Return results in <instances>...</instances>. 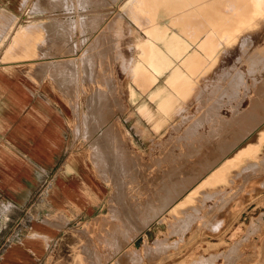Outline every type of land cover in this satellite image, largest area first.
Here are the masks:
<instances>
[{"label": "rangeland", "instance_id": "1", "mask_svg": "<svg viewBox=\"0 0 264 264\" xmlns=\"http://www.w3.org/2000/svg\"><path fill=\"white\" fill-rule=\"evenodd\" d=\"M190 1L188 0V3ZM220 1L219 8L221 10L227 13L234 11L237 14L234 15L235 17L237 16L236 20L224 21L223 23H226L228 27L222 29L218 27L211 28L213 20H210L206 14L199 11H175L201 7L185 5L183 2L176 0H35L37 9L42 8L40 5H49L50 11H53L45 14V17H51V19H46L47 22L62 21L68 26L67 30H61L64 44L57 46L58 53L60 52L59 47L67 46V54L74 53L75 49L78 48L80 52L83 50L84 53H98V56H101V58L99 57V61L101 60L99 62V88L101 93L106 95L103 96V98L105 97L104 100H106V106L104 109L102 108L103 110L101 109L99 124L95 128L99 129V141L104 146L106 145L105 134L108 129L112 128L115 134L112 142L121 146L123 150L122 152L120 149V156H118L119 158L116 159V162L122 158L119 160L120 162H114L115 165H112L111 159L106 161L105 165L100 162V178L107 184H103L105 197L98 215L79 224H70L67 228L66 237L49 252L42 264H191L193 263L192 261L199 264L200 262L198 261L200 260L201 263L202 261L204 263V259L205 262L206 260L208 261L204 264H207L214 257V262L209 264H226L228 260L227 264H230L231 261V264H264V101H262L264 100V80H262L264 79V4L261 7H256L259 8L257 10L252 5L242 14V6L237 4L236 0ZM167 2L171 3V5H166ZM37 3L40 4L37 5ZM89 15H97L98 22L94 25L88 24V28L86 24L82 28V20L80 22L79 20L83 17L89 18ZM78 22L79 25H77ZM43 26L47 30L46 23ZM57 35L59 36V32ZM174 35L178 37L176 43L179 42L177 44L182 45L183 48L185 47L180 54H178L177 50L171 51L169 48L170 38ZM206 36L211 40L206 45H203L201 42ZM245 38L250 45L246 44ZM149 46H154L164 51L172 59L169 61V65L162 68L157 74L158 79L154 84L146 81L141 75H135L137 69L154 70L152 66L148 65L146 49ZM102 54L106 55L103 56ZM251 56L255 59L251 58ZM254 60L255 62H253ZM139 61L147 64L137 67ZM188 61L193 62L192 66H190L191 69L187 66L189 64L187 63ZM68 63L72 64L71 61H67ZM248 65L251 68H248ZM177 69L189 75L184 91L179 90L178 92L177 87L175 88V86L168 83L169 76L176 72ZM239 72L242 73L243 76L241 75L240 77L242 78L240 79L241 81L244 80V82H239L238 86H234L233 82L237 80L236 77L240 75ZM237 73L238 75L236 76ZM255 81L261 83L258 84ZM220 84L223 88H221ZM225 85L229 87L226 88ZM232 85L235 88H239V90L235 97L229 98L230 96L226 94H229L233 87ZM158 89L161 92L154 97L153 93ZM261 89L263 92H261ZM216 90L217 92H215ZM256 92L258 93L256 94ZM169 95L172 96V106L168 113L165 108L161 107L160 100ZM251 96L254 97L253 100H251ZM253 102H258L257 111H259V114L261 113L257 122L259 124H256L254 131L237 144H243L247 139L254 136H259V142L249 148L243 155L234 157L233 154L237 146L233 147L230 144L236 141L235 139L238 136L242 135L240 121L242 122L244 112L251 106V103L253 105ZM108 105L110 107H107ZM214 106H218V111ZM87 112L85 110V117H88L90 113ZM211 113H214V115ZM190 114H193V116ZM207 115L210 116L208 117ZM240 117L241 119H239ZM219 120L221 121L219 122ZM260 120L263 121L261 122ZM225 121L228 122L226 123ZM229 123L231 124L229 125ZM113 127L118 130H114ZM187 131L189 132L187 133ZM190 140L192 142H189ZM218 140L219 142H217ZM182 141L189 143L184 144ZM212 141L216 142V146ZM207 144H209V147H207ZM123 147L126 148L123 149ZM95 148L99 150L98 146ZM220 153L224 154L221 155ZM169 155L170 157H168ZM172 155L174 156L171 157ZM180 155L183 159L180 158ZM213 157H216L218 161L216 159L213 160ZM173 159L174 162L172 161ZM204 159L205 161H203ZM177 161H181V163ZM205 164V168L208 166L207 168L209 169L206 170L203 167ZM176 165L177 167H175ZM196 165H200L202 169ZM190 166L193 169L189 168ZM260 166L262 169H260ZM198 170L202 171V175ZM166 171L168 173H165ZM177 173L179 175H176ZM212 175V182L206 181L204 184H200L201 180L212 178ZM237 175L239 176L237 177ZM254 175L255 177L258 176V181L253 177ZM109 176L111 177L109 178ZM243 176L245 177L243 178ZM123 177L125 180H123ZM184 178L186 180H182ZM189 179L192 180L190 181ZM242 180L243 182H240ZM180 181L191 182V185L184 184L186 186L184 188L183 183ZM255 181L256 183H254ZM171 182L175 183L172 184ZM250 184H253V186H250ZM161 189L162 192L160 194L158 191H161ZM202 189L204 192H201ZM170 191H176L175 195L177 194V196L168 206H164ZM206 192H210L209 195ZM212 194L216 195L217 198ZM207 195L208 197H205ZM220 195L221 198L222 195L225 196L223 198L224 202ZM127 197L128 199H126ZM136 199H139V201ZM219 199L222 200H220L221 203ZM131 200L136 203L139 202V204L143 203V205L145 203L146 207ZM155 201L160 205H157ZM161 203H163L164 207ZM128 204L130 205L128 206ZM152 206L156 209L152 208ZM161 206L163 208L160 209ZM208 207L209 211L207 210ZM141 209L142 211H140ZM136 213L138 214L136 215ZM202 214L203 216H200ZM181 217L184 224L181 222ZM145 218H152L153 220H150L145 226L143 224L146 220ZM183 218L186 219L185 222ZM257 218L262 219V221ZM126 219H131L133 222L132 225L130 220V228H127L125 224ZM191 220L194 221L191 222ZM174 222L184 226H178L180 229H177V225H173ZM190 222L191 224H189ZM168 224L170 225L169 227ZM137 229H141V231L134 236L133 232ZM168 233H171V235ZM175 239L178 241L177 245ZM239 241H241L242 245ZM158 242H164L163 244L172 246L169 247L167 245V247L162 245V243L158 244ZM116 243L121 244L119 245L121 249L117 247ZM158 245L163 246L164 249ZM121 246L124 247L122 248ZM230 246L233 247L231 248ZM228 250L229 252H226ZM232 250L235 251L236 254L233 252L235 256ZM225 253H228V255ZM212 255L213 257H210ZM230 255L233 257L231 256L230 258ZM204 256L208 257L204 258ZM132 258L135 259L133 260Z\"/></svg>", "mask_w": 264, "mask_h": 264}, {"label": "crops", "instance_id": "2", "mask_svg": "<svg viewBox=\"0 0 264 264\" xmlns=\"http://www.w3.org/2000/svg\"><path fill=\"white\" fill-rule=\"evenodd\" d=\"M41 7L0 0V264H42L70 224L98 215L105 197L92 111L99 106L98 57L90 65L78 48L58 53L68 26L47 22L53 11Z\"/></svg>", "mask_w": 264, "mask_h": 264}, {"label": "bare ground", "instance_id": "3", "mask_svg": "<svg viewBox=\"0 0 264 264\" xmlns=\"http://www.w3.org/2000/svg\"><path fill=\"white\" fill-rule=\"evenodd\" d=\"M183 1H185V0H183ZM188 1V0H187ZM236 2H237V4H239V5H241L242 6V8H241V10H242V14H244V12L247 10V8L248 7H251L252 5H254L255 6V10H257V9H259V8H256V7H261V5L262 4H264V0H236ZM184 3V2H183ZM190 3H193V4H198V6H201L200 8H198L197 10H195V11H199V12H201V13H204V14H206L207 16H208V18L210 19V20H213V22H212V26H211V28H226V27H228V25L226 24V23H223L224 21H228V20H232V21H234V20H236L237 19V16L235 17L234 15H237L234 11H231V12H224L223 10H221L220 8H219V5L221 4V1L220 0H191L190 1ZM38 4H40V3H37V5ZM185 4V3H184ZM41 6V5H40ZM196 9V8H195ZM231 13V14H230ZM90 17L89 18H81L80 20H79V22L81 21V24H82V28H83V26H85L86 24H87V28H88V24H91V25H94L96 22H98V18H97V15L96 16H91V15H89ZM26 18V17H25ZM102 18V17H101ZM103 19V18H102ZM224 19V20H223ZM242 19V18H241ZM101 21V20H100ZM29 22V21H28ZM79 22H78V24L77 25H79ZM24 23H26V22H24ZM80 24V25H81ZM176 24H178L177 22H176ZM41 25V24H40ZM61 26V25H60ZM111 26V25H110ZM81 27V26H80ZM94 27V26H93ZM112 27H114L113 25H112ZM111 27V28H112ZM85 28V27H84ZM95 28H96V26H95ZM94 29V28H93ZM108 29V28H107ZM109 29H110V27H109ZM92 30V29H91ZM95 30V29H94ZM237 30V29H236ZM210 33V32H209ZM236 35V34H235ZM175 36V37H174ZM172 38H170V41H169V48H170V50L171 51H174V50H177V52H178V54H180L184 49H185V47L183 48V46L182 45H179V44H177V43H179V42H177L176 43V41H178L177 40V38L178 37H176V35H174ZM209 36V35H208ZM208 36H206V37H204L203 38V40H202V42H201V44H203V45H206L207 43H209L210 42V36L208 37ZM245 40V42H246V38L244 39ZM243 40V41H244ZM53 42H54V40H53ZM252 42V41H251ZM248 43V40H247V42H246V44ZM249 44V43H248ZM243 45V44H242ZM250 45V44H249ZM249 45H248V47H249ZM256 48V47H255ZM246 50H247V48H245ZM261 49V48H260ZM202 51V50H201ZM255 51V50H254ZM253 51V52H254ZM260 51V50H259ZM264 51V50H263ZM199 52V51H198ZM206 52V51H205ZM256 53V52H255ZM8 55H10V54H8ZM93 55H96L97 57H98V63L101 61H99V59L101 58V56H98L99 54L98 53H89V57H87V58H89L90 59V61L92 60V57H93ZM103 55V54H102ZM106 55V54H105ZM105 55H103V56H105ZM146 55H147V60H148V62H149V64L148 65H150V66H152V68L154 69V70H148V69H146V70H141V69H137L136 70V73H135V75L136 76H143L144 78H145V80L146 81H148V82H150L151 84H154L156 81H157V74L161 71V69L162 68H165V67H167L168 65H169V61H171L172 59L166 54V53H164V51H162V50H160V49H158V48H155L154 46H149V47H147V49H146ZM196 55V54H195ZM198 55V54H197ZM251 55V54H250ZM249 55V56H250ZM259 55V54H258ZM264 55V54H263ZM88 56V55H87ZM108 56V55H107ZM257 56V55H256ZM260 56V55H259ZM95 57V56H94ZM93 57V58H94ZM100 57V58H99ZM260 57H262V56H260ZM259 57V58H260ZM196 58V57H195ZM198 58V57H197ZM249 58V57H248ZM247 58V59H248ZM251 58H253L252 56H251ZM258 58V57H257ZM264 58V57H263ZM88 59V60H89ZM108 59V58H107ZM240 59V58H239ZM253 59H255V58H253ZM253 59H250V60H253ZM102 60H104V59H102ZM109 60V59H108ZM261 60V59H260ZM110 61V60H109ZM193 61V60H192ZM197 61H198V59H197ZM197 61H196V63H197ZM200 61V60H199ZM259 61V60H258ZM203 62V61H202ZM246 62V61H245ZM253 62H255V60L253 61ZM89 63V62H88ZM96 63V62H95ZM101 63H103V62H101ZM108 63V62H107ZM187 63H189L187 66H192V64H193V62H191V61H188ZM186 63V64H187ZM195 63V62H194ZM195 63V64H196ZM69 64V63H68ZM90 65H92V63H89ZM94 64V63H93ZM103 64H105V63H103ZM103 64H101V65H103ZM109 64V63H108ZM143 64H147L146 62L145 63H141L140 61H139V63H137V67L139 66V65H143ZM203 64V63H202ZM249 64V63H248ZM253 64V63H252ZM251 64V65H252ZM255 64V63H254ZM86 65H88V64H86ZM199 65H200V63H199ZM84 66V65H83ZM105 66V65H104ZM107 66V65H106ZM110 66V65H109ZM250 65H248V68H251V66L249 67ZM188 67V68H189ZM198 67V66H197ZM200 67V66H199ZM253 67V66H252ZM106 68V67H105ZM70 69V68H69ZM82 69V67L80 68V70ZM90 69V68H89ZM190 69H191V67H190ZM95 70V69H94ZM239 70V69H238ZM251 70V69H250ZM256 70H257V68H256ZM255 70V71H256ZM83 71H85V70H83ZM229 72V71H228ZM253 72V71H252ZM90 73V72H89ZM94 73V72H93ZM102 73V72H101ZM240 73V72H239ZM82 74H83V72H82ZM91 74V73H90ZM89 74V75H90ZM99 74V73H98ZM97 74V75H98ZM225 74V73H224ZM100 75H102V74H100ZM228 75V74H227ZM238 75V73L236 74V76ZM242 75V73H240V75H238L237 77L235 76V75H233V76H235L236 78H237V80L236 81H234L233 82V84H234V86H238V84H239V82L241 83V82H244V80L243 81H241V79L240 78H242V77H240ZM83 76V78H84V81H85V77H84V75H82ZM91 76V75H90ZM195 76V75H194ZM224 76V75H223ZM243 76V75H242ZM79 78V77H78ZM77 78V79H78ZM81 78V77H80ZM98 78H100V77H97V79ZM102 78V77H101ZM140 78V77H139ZM76 79V80H77ZM92 79V78H91ZM112 79H114V78H112ZM244 79V78H243ZM102 80V79H101ZM188 80H189V75L187 74V73H184V72H182V70H180V69H177V71L176 72H174L173 74H171L170 76H169V78H168V83L169 84H171V85H173V86H175V88L177 87L178 88V92H179V90H181V91H184L185 90V87H186V84L188 83ZM224 80H225V78H224ZM262 80H264V79H262ZM74 81H75V79H74ZM83 81V82H84ZM87 81V80H86ZM85 81V82H86ZM88 81L90 82V80L88 79ZM139 81V80H138ZM143 81V80H142ZM71 82H73L72 80H71ZM75 82H78V80L77 81H75ZM74 82V83H75ZM80 82H82V80L80 81ZM84 82V83H85ZM256 82V81H255ZM95 83V82H94ZM113 83V82H112ZM111 83V84H112ZM256 83H258V82H256ZM261 83V82H260ZM260 83H258V84H260ZM76 84V83H75ZM82 84V83H81ZM142 84V83H141ZM221 84H223V83H221ZM220 84V86H222ZM225 84V83H224ZM246 84V83H245ZM264 84V83H263ZM77 85V84H76ZM262 85V84H261ZM82 85H80V87H81ZM113 86V85H112ZM219 86V85H218ZM230 86H231V84H230ZM233 86V85H232ZM232 87L231 88V90H230V92H229V94H226V95H229L230 97L229 98H232V97H235L236 96V94H237V91L239 90V88H235V87ZM245 86H247V85H245ZM245 86H243L244 88H245ZM254 86V85H253ZM260 86V85H259ZM77 87H79V85H77ZM225 87H226V85H225ZM227 87H229L228 85H227ZM226 87V88H227ZM257 87V86H256ZM263 87V86H262ZM261 87V88H262ZM76 88V87H75ZM74 88V90H76ZM221 88H223V86L221 87ZM70 89V88H69ZM83 89V88H82ZM220 89V88H219ZM225 89V88H224ZM259 89V88H258ZM257 89V90H258ZM77 90H79V89H77ZM77 90H76V92H77ZM177 90V89H176ZM202 90V89H201ZM205 90V89H204ZM218 90V89H217ZM217 90L215 91V92H217ZM226 90V89H225ZM228 90V89H227ZM256 90V91H257ZM72 91V90H71ZM264 91V90H263ZM262 91V89H261V92H263ZM70 92V91H69ZM73 92V91H72ZM75 92V91H74ZM73 93V94H78V93ZM87 92V91H86ZM161 92V90L160 89H158L157 91H155L154 93H153V96L155 97V96H157V94L158 93H160ZM214 92V93H215ZM228 92V91H227ZM243 92H244V90H243ZM255 92V91H254ZM181 93V92H180ZM221 93V92H220ZM258 92H256V94H257ZM68 94H71V93H68ZM204 94H205V91H204ZM212 94V93H211ZM216 94V93H215ZM222 94V93H221ZM245 94H246V92H245ZM255 93H254V95H256ZM259 94H260V92H259ZM261 94H263V93H261ZM110 95V94H109ZM253 95V94H252ZM70 96V95H69ZM77 96V95H76ZM88 96V95H87ZM98 101H99V106H98V109H94V110H92V111H94L93 113H95V114H97V116H98V118H99V120H100V117H101V109L103 108H105V106H106V104H105V102H106V100H104L105 99V97L103 98V96H106V95H104V93H101V91L99 90V93H98ZM219 96V95H218ZM223 96V95H222ZM240 96V95H239ZM260 96H262V95H260ZM74 97V96H73ZM112 97V96H111ZM210 97V96H209ZM214 97H215V95H214ZM221 97V96H220ZM219 97V98H220ZM258 97V96H257ZM71 98H72V96H71ZM75 98V97H74ZM73 98V99H74ZM92 98V97H91ZM237 98V97H236ZM243 98V97H242ZM242 98H240V100H242ZM251 100H253V96H251ZM260 98V97H259ZM262 98V97H261ZM72 99V100H73ZM108 99V98H107ZM264 99V98H263ZM197 100V99H196ZM207 100V99H206ZM215 100V99H214ZM226 101H227V99H225ZM230 100V99H229ZM228 100V101H229ZM233 100V99H232ZM231 100V101H232ZM262 100V99H261ZM93 101H94V99H93ZM96 101V100H95ZM108 101H109V99H108ZM222 101V100H221ZM256 101V100H255ZM260 101V100H259ZM262 101H264V100H262ZM262 101H261V103H262ZM217 102V101H216ZM252 102V101H251ZM92 103V102H91ZM95 103H97V101L95 102ZM202 103V102H201ZM227 103H229V102H227ZM258 103V102H257ZM257 103H255V102H253V105H252V103H251V106L244 112V117H243V120H242V122L240 121V130L242 131V135H240V136H238L237 134H235V135H237L238 137H237V139H235L236 141H234L232 144H230V145H232L233 147L234 146H237L236 147V151L234 152V154H233V156L234 157H239V156H241V155H243L249 148H251L252 146H254L255 144H257L258 142H259V136H254V137H251V138H249V139H247V141L245 142V143H243V144H240V145H238L237 143L238 142H240V140L241 139H243V138H245L246 136H248L252 131H254V129H255V127L259 124H257V122H258V120H259V118H260V114H259V111H257ZM87 104V103H86ZM214 104V103H213ZM264 104V103H263ZM160 105H161V107L162 108H165V110L169 113L170 112V109H171V106H172V96L171 95H169V96H167V97H165V98H163L162 100H160ZM203 105V104H202ZM212 105V104H211ZM219 105V104H218ZM232 105V104H231ZM234 105V104H233ZM260 105V104H259ZM109 106V105H108ZM75 107V106H74ZM116 107V106H115ZM207 107V106H206ZM215 107V106H214ZM220 107V106H219ZM259 107V106H258ZM86 108H87V105H86ZM184 108V107H183ZM204 108V107H203ZM216 108V110L218 109V106L217 107H215ZM92 109V108H91ZM91 109H90V111H91ZM102 109V110H103ZM142 109H143V107H142ZM211 109H212V107H211ZM220 109V108H219ZM116 110V109H115ZM202 110V109H201ZM205 110V109H204ZM260 110V109H259ZM86 111H88V110H86ZM218 111V110H217ZM239 111V110H238ZM204 112V111H203ZM208 112V111H207ZM211 112V111H210ZM212 112H214V111H212ZM264 113V112H263ZM193 114H195V113H193ZM193 114H190V115H192L193 116ZM211 114H213L214 115V113H211ZM241 114H242V112H241ZM82 115V114H81ZM80 115V116H81ZM89 115H91V114H89ZM88 115V116H89ZM93 115V114H92ZM94 116V115H93ZM92 116V117H93ZM201 116H203L202 114H201ZM206 116V115H205ZM208 116V115H207ZM210 116V115H209ZM208 116V117H209ZM219 116V115H218ZM243 116V115H242ZM241 116V117H242ZM84 117V116H83ZM90 117V116H89ZM204 117V116H203ZM203 117H202V119H203ZM213 117V116H212ZM220 117V116H219ZM239 117V116H238ZM241 117L239 118V119H241ZM104 118V117H103ZM102 118V119H103ZM182 118V117H181ZM211 118V117H210ZM210 118H208L209 120H210ZM186 119V118H185ZM214 119H217V118H214ZM213 119V120H214ZM222 119H224V117H222ZM262 119H263V116H262ZM86 120V119H85ZM85 120H84V122H85ZM205 120V119H204ZM207 120V119H206ZM226 120H227V118H226ZM229 120V119H228ZM203 121V120H202ZM212 121V120H211ZM221 120H219V122H220ZM261 121V120H260ZM263 121V120H262ZM261 121V122H262ZM87 122V121H86ZM106 122V121H105ZM194 122V121H193ZM192 122V123H193ZM212 122H215V121H212ZM223 122H224V120H223ZM226 122V121H225ZM228 122V121H227ZM226 122V123H227ZM231 122H232V120H231ZM237 122H238V120H237ZM196 123V122H195ZM195 123L193 124L194 125V127H195ZM200 123V122H199ZM198 123V124H199ZM254 123V124H253ZM113 124V123H112ZM177 124H178V122H177ZM231 123H229V125H230ZM232 124H234V123H232ZM251 124H253V125H251ZM257 124V125H256ZM111 125V124H110ZM197 125V124H196ZM101 126V125H100ZM199 126V125H198ZM241 126H242V129H241ZM116 127V126H115ZM115 127H113L114 128V130L115 129H117V128H115ZM229 127V126H228ZM188 129V128H187ZM197 129V128H196ZM195 129V130H196ZM237 129H239V128H237ZM118 130V129H117ZM195 130H193V131H195ZM239 130V131H240ZM228 131V130H227ZM235 131V130H234ZM120 132V131H119ZM189 131H187V133H188ZM232 132V131H231ZM230 132V133H231ZM238 132V131H237ZM105 133V132H104ZM186 133V134H187ZM204 134V133H203ZM255 134V133H254ZM105 135H106V137H105ZM104 135V137L106 138L105 139V146H104V144H102L100 141H99V145H98V147H99V151H98V153H99V156H96V158H99V160H98V162H102L103 163V165H105L104 163L106 162V161H109L110 159L112 160V162H113V164L112 165H115L114 164V162L115 163H118V162H120L119 160L122 158H120L119 160H118V162H116V159L117 158H119L118 156H120V149H121V146H119L118 144V146L114 143L113 144V142H112V140L114 139L113 137H114V131H113V129L111 128V129H108L107 130V132H106V134ZM120 135H122V134H120ZM188 135V134H187ZM119 136V135H118ZM123 136V135H122ZM172 136V135H171ZM179 136V135H178ZM103 137V138H104ZM180 137H183V136H180ZM205 137V136H204ZM212 137V136H211ZM124 138V137H123ZM177 138V137H176ZM188 138V137H187ZM200 138H202V137H200ZM199 138V139H200ZM116 139V138H115ZM179 139H181V138H179ZM185 139H186V137H185ZM190 139H191V137H190ZM194 139H196V138H194ZM194 139H192V140H194ZM206 139H207V137H206ZM178 140V139H177ZM202 140V139H201ZM208 140H209V138H208ZM239 140V141H238ZM198 141V140H197ZM204 141V140H203ZM216 141V140H215ZM119 142H121V141H119ZM123 142V141H122ZM121 142V143H122ZM167 142V141H166ZM183 142V141H182ZM189 142H192L191 140L189 141ZM189 142H185V143H189ZM199 142V141H198ZM213 142V141H212ZM217 142H219V140L217 141ZM123 143H125V142H123ZM184 143V142H183ZM184 143V144H185ZM206 143V142H205ZM214 143V142H213ZM212 143V144H213ZM216 143V142H215ZM214 143V144H215ZM160 144V143H159ZM183 144V145H184ZM193 144H194V142H193ZM218 144V143H217ZM122 145V144H121ZM187 145V144H186ZM209 144H207V147H209L208 146ZM223 145V144H222ZM178 146V145H177ZM188 146H189V144H188ZM210 146H211V144H210ZM215 146H216V144H215ZM185 147V146H184ZM190 147H191V145H190ZM221 147V146H220ZM219 147V148H220ZM230 147V146H229ZM124 148H126V147H123V149ZM199 148V147H198ZM206 147H204V149H205ZM226 148H227V146H226ZM173 149V148H172ZM231 149V148H230ZM122 150V149H121ZM206 150H207V148H206ZM218 150V149H217ZM264 150V149H263ZM128 151V150H127ZM172 151V150H171ZM185 151V150H184ZM122 152H123V150H122ZM190 152H192V151H190ZM189 152V153H190ZM194 152V151H193ZM198 152V151H197ZM225 152V151H224ZM122 154V153H121ZM174 154V153H173ZM181 154V153H180ZM187 154V153H186ZM191 154V153H190ZM194 154V153H193ZM221 154V153H220ZM224 154V153H223ZM223 154H221V155H223ZM170 155H171V152H170ZM170 155L168 156V157H170ZM196 155V154H195ZM174 155H172L171 157H173ZM192 156V155H191ZM200 156V155H199ZM210 156V155H209ZM256 156V155H255ZM258 157H259V155H257ZM195 157V156H194ZM135 158V157H134ZM179 158V157H178ZM180 158H181V155H180ZM187 158V157H186ZM185 158V159H186ZM196 158H197V156H196ZM195 158V159H196ZM231 158V157H230ZM264 158V157H263ZM161 159V158H160ZM181 159H183V158H181ZM214 159H216V157L214 158L213 157V160ZM251 159V158H250ZM124 160V159H123ZM175 160H176V158H175ZM193 160V159H192ZM197 160V159H196ZM212 160V161H213ZM217 160V159H216ZM262 160V159H261ZM126 161V160H125ZM160 161V160H159ZM173 162H174V159L172 160ZM185 161V160H184ZM203 161H205V159L203 160ZM208 161V160H207ZM218 161V160H217ZM250 161V160H249ZM252 161V160H251ZM256 161V160H255ZM263 161V160H262ZM97 162V161H96ZM145 162V161H144ZM161 162V161H160ZM177 162H180L181 163V161H177ZM195 162V161H194ZM208 162H211V161H208ZM125 163V162H124ZM183 163V162H182ZM212 163V162H211ZM214 163H215V161H214ZM255 165H256V163L255 162H253ZM121 164H122V161H121ZM204 164V163H203ZM206 164H207V162H206ZM206 164L203 166L204 168H205V166H206ZM213 164V163H212ZM252 164V163H251ZM159 165V164H158ZM157 165V166H158ZM190 165V164H189ZM200 165H202V164H200ZM200 165H196L197 167L198 166H200ZM208 165V164H207ZM242 165V164H241ZM248 165V164H247ZM257 165H259V164H257ZM124 166V165H123ZM171 166V165H170ZM181 166V165H180ZM187 166V165H186ZM195 166V167H196ZM218 166V165H217ZM243 166V165H242ZM253 166V165H252ZM251 166V167H252ZM262 166V165H261ZM260 166V167H261ZM103 167V166H102ZM121 167H122V165H121ZM175 167H177V165L175 166ZM208 167V166H207ZM205 168L206 170L207 169H209V168ZM210 167V166H209ZM245 167V166H244ZM259 167V166H258ZM99 168V167H98ZM111 168V167H110ZM116 168V167H115ZM186 168V167H185ZM189 168H191V169H193L191 166L189 167ZM199 168V167H198ZM200 168H201V166H200ZM255 168H256V166H255ZM264 168V167H263ZM102 169H104V168H102ZM107 169V168H106ZM112 169V168H111ZM177 169V168H176ZM181 169V168H180ZM202 169V168H201ZM204 169V170H205ZM236 169V168H235ZM241 169V168H240ZM260 169H262V167L260 168ZM113 170V169H112ZM126 170H127V167H126ZM173 170V169H172ZM177 170H179V169H177ZM182 170H183V168H182ZM181 170V171H182ZM205 170V171H206ZM222 170V169H221ZM243 170V169H242ZM242 170H241V172H242ZM199 171V170H198ZM244 171V170H243ZM254 171H256V170H254ZM126 172V171H125ZM128 172V171H127ZM195 172H197V171H195ZM200 172V171H199ZM202 172V171H201ZM200 172V173H201ZM229 172V171H228ZM235 172V171H234ZM248 172V171H247ZM263 172H264V170H263ZM262 172V173H263ZM110 173V172H109ZM124 173V172H123ZM165 173H168L167 171L165 172ZM181 173V172H180ZM203 173H205V172H203ZM252 173H253V171H252ZM261 173V172H260ZM185 174V173H184ZM187 175H188V173H186ZM199 174V173H198ZM227 174H229V173H227ZM238 174V173H237ZM246 174V173H245ZM249 174V173H248ZM106 175H109V174H106ZM168 175V174H167ZM170 175V174H169ZM174 175H175V173H174ZM174 175H173V177H174ZM176 175H179L178 173L176 174ZM181 175V174H180ZM196 175V174H195ZM201 175H202V173H201ZM230 175H231V173H230ZM253 175V174H252ZM251 175V176H252ZM258 175V174H257ZM261 175H263V174H261ZM260 175V176H261ZM124 176H125V174H124ZM159 176V175H158ZM165 176V175H164ZM197 176V175H196ZM229 176V175H228ZM239 175H237V177H238ZM251 176H249V177H251ZM105 177H107V176H105ZM111 176H109V178H110ZM171 177V176H170ZM188 177V176H187ZM198 177H199V175H198ZM236 177V178H237ZM245 176H243V178H244ZM253 177H255V175L253 176ZM253 177H251V178H253ZM257 177L258 176H256L255 178H256V180H257ZM264 177V176H263ZM108 178V179H109ZM121 178H122V176H121ZM166 178V177H165ZM182 178V177H181ZM186 178V177H185ZM182 179V180H186V179ZM200 178V177H199ZM242 178V179H243ZM248 178V177H247ZM246 178V179H247ZM254 178V179H255ZM151 179V178H150ZM192 179H193V176H192ZM192 179H189L190 181L192 180ZM197 179V178H196ZM228 179V178H227ZM250 179V178H249ZM248 179V180H249ZM259 179V178H258ZM260 179H261V177H260ZM259 179V180H260ZM123 180H125L124 179V177H123ZM161 180V179H160ZM166 180V179H165ZM172 180V179H171ZM178 180V179H177ZM212 180H213V175H212V178H204L203 180H201V182H200V184H204L206 181H211L212 182ZM243 180H245V179H243ZM243 180L242 181H240V182H243ZM189 181V182H190ZM195 181V180H194ZM194 181H192L193 183H194ZM230 181V180H229ZM251 181V183H252V179L250 180ZM258 181V180H257ZM263 181V180H262ZM151 182V181H150ZM159 182V181H158ZM181 182V181H180ZM186 182H188V181H186ZM186 182H181V183H183V187L184 188H186V186L184 185V184H187V185H189L190 183H186ZM230 182H233L232 180L230 181ZM240 182H239V185H240ZM247 182V181H246ZM129 183H130V181H129ZM133 183V182H132ZM172 183V182H171ZM173 183H175V182H173ZM172 183V184H173ZM254 183H256V181L254 182ZM260 183V182H259ZM180 184V183H179ZM258 184V183H257ZM113 185V184H112ZM166 185V184H165ZM191 185V184H190ZM189 185V186H190ZM167 186H169V185H167ZM174 186H177V185H174ZM180 186H182V185H180ZM188 186V187H189ZM218 186V185H217ZM242 186H243V184H242ZM250 186H253V184L251 185L250 184ZM249 186V187H250ZM122 187V186H121ZM164 187H166V186H164ZM182 187V188H183ZM212 187V186H211ZM221 187V186H220ZM223 187H224V184H223ZM161 188H162V186H161ZM173 188V187H172ZM179 188V187H178ZM183 188V189H184ZM207 188H209L208 186H207ZM206 188V189H207ZM173 189H176V188H173ZM172 189V190H173ZM204 189V188H203ZM203 189H202V191L201 192H204L203 191ZM210 189V188H209ZM213 189V188H212ZM215 189V188H214ZM225 189H226V187H225ZM165 190V189H164ZM169 190H170V188H169ZM231 190V189H230ZM181 191H182V189H181ZM185 191V190H184ZM221 191V190H220ZM129 192V191H128ZM159 193L160 192H162V189H161V191H158ZM165 192V191H164ZM171 192V191H170ZM168 192L169 194L167 195L168 197V199L166 200V202H165V204H164V206L166 205V206H168L173 200H175L174 198H175V196H177V194L175 195V193H176V191L175 192ZM214 192H216V191H214ZM222 192V191H221ZM233 192H235V191H233ZM182 193V192H181ZM207 193V192H206ZM210 193V192H209ZM209 193H207L208 195H209ZM219 193V192H218ZM225 193H227V191H225ZM231 193V192H230ZM230 193H228V194H230ZM130 194H131V192H130ZM161 194V193H160ZM167 194V193H166ZM203 194V193H202ZM217 194V193H216ZM222 194V193H221ZM224 194V193H223ZM129 195V194H128ZM162 195H165V194H162ZM204 195H206L205 193H204ZM208 195L207 196H205V197H208ZM212 195H214V194H212ZM211 195V196H212ZM226 195V194H225ZM133 196V195H132ZM154 196V195H153ZM158 196V195H157ZM211 196H209V197H211ZM215 197H216V195H214ZM213 196V197H214ZM230 196H231V194H230ZM235 196V195H234ZM130 197H131V195H130ZM160 197V196H159ZM165 197V196H164ZM193 197V196H192ZM192 197H191V199H192ZM196 197V196H195ZM195 197H194V199H195ZM225 196H223L222 195V198H221V195H220V198L221 199H223ZM232 197H233V195H232ZM139 198V197H138ZM154 198V197H153ZM202 198H204V197H202ZM201 198V199H202ZM217 198V197H216ZM126 199H128V197L126 198ZM161 199V198H160ZM197 199H198V197H197ZM221 199H219V201L221 200ZM134 200V199H133ZM133 200H131V201H133ZM136 200H138L139 201V199H136ZM153 200V199H152ZM126 201V200H125ZM135 201V200H134ZM133 201V202H134ZM149 201V200H148ZM151 201V200H150ZM222 201V200H221ZM221 201H220V203H221ZM154 202V201H153ZM201 202V201H200ZM199 202V203H200ZM204 202V201H203ZM223 202H224V199H223ZM227 202H228V200H227ZM126 203H127V201H126ZM134 203H136V202H134ZM138 204H139V202H137ZM136 203V204H137ZM152 203V202H151ZM150 203V204H151ZM155 203L157 204V205H160V204H158V202H156L155 201ZM198 203V204H199ZM215 203V202H214ZM216 203H217V200H216ZM133 204V203H132ZM140 204H142L143 205V203H140ZM139 204V205H140ZM155 204V205H156ZM162 204V206H163V203H161ZM196 204V203H195ZM202 204V203H201ZM130 204H128V206H129ZM139 205H137V206H139ZM141 205V206H142ZM146 204L144 203V205L143 206H145ZM132 206V205H131ZM134 206H135V204H134ZM140 206V207H141ZM154 206V205H153ZM152 206V208H154V209H156L155 207H153ZM160 207V209L161 208H163V207ZM186 206V205H185ZM192 206V205H191ZM191 206H189L190 208H191ZM193 206H194V204H193ZM207 206V205H206ZM140 207H138V208H140ZM146 207V206H145ZM144 207V208H145ZM149 207V206H148ZM159 207V206H158ZM188 207V206H187ZM200 207H201V205H200ZM204 207H205V204H204ZM131 208V207H130ZM141 208H143V207H141ZM143 208V209H144ZM179 208V207H178ZM178 208H176V209H178ZM194 208V207H193ZM119 209V208H118ZM132 209V208H131ZM146 209V208H145ZM158 209V208H157ZM195 209H197V208H195ZM198 209H200V208H198ZM204 209V208H203ZM216 209H218V208H216ZM215 209V210H216ZM220 209V208H219ZM218 209V210H219ZM134 210V209H133ZM184 210H186V209H184ZM183 210V211H184ZM194 210V209H193ZM207 210L209 211V207L207 208ZM214 210V212H216ZM140 211H142V209L140 210ZM152 211H153V209H152ZM151 211V212H152ZM162 211V210H161ZM197 211V210H196ZM196 211H194V212H196ZM200 211V210H199ZM211 211H212V209H211ZM136 212H138V211H136ZM148 212V211H147ZM150 212V213H151ZM154 212V211H153ZM159 213H160V211H158ZM217 212H219V211H217ZM144 213H145V211H144ZM198 213V212H197ZM196 213V214H197ZM204 213V212H203ZM208 213V212H207ZM138 213H136V215H137ZM140 214H141V212H140ZM158 214V213H157ZM156 214V215H157ZM185 214V213H184ZM187 214V213H186ZM206 214V213H205ZM178 215V214H177ZM147 216V215H146ZM155 216V215H154ZM158 216V215H157ZM179 216V215H178ZM188 216V215H187ZM200 216H203V214L202 215H200ZM205 216V215H204ZM207 216V215H206ZM134 217V216H133ZM151 217V216H150ZM162 217V216H161ZM183 217V216H182ZM182 217H181V222L183 223V221H182ZM121 218V217H120ZM153 218V217H152ZM152 218H145L144 220V222H143V224L145 225V226H147V224L150 222V220H153ZM155 218V217H154ZM102 219V218H101ZM162 219V218H161ZM164 219H166V218H164ZM177 219V218H176ZM180 219V218H179ZM178 219V220H179ZM184 219V218H183ZM193 219H195V218H193ZM257 219H259V218H257ZM121 220H122V218H121ZM124 220V219H123ZM130 220L131 219H126V226H127V228H130ZM188 220V219H187ZM196 220V219H195ZM259 220H261L262 221V219H259ZM160 221V220H159ZM186 221V219H184V222ZM190 221V220H189ZM192 221H194V220H191V222ZM131 222H132V220H131ZM169 222V221H168ZM191 222L189 223V224H191ZM123 223V222H122ZM186 223H188V222H186ZM185 223V224H186ZM264 223V222H263ZM125 224H124V226H125ZM184 224V223H183ZM195 224V223H194ZM254 224V223H253ZM120 225H121V223H120ZM119 225V226H120ZM132 225H133V222H132ZM173 225H177V229H180V228H178V226H184V225H178V224H175V222L173 223ZM186 225H188V224H186ZM260 225V224H259ZM258 225V226H259ZM170 225L168 224V227H169ZM175 226H173V227H175ZM189 226V225H188ZM187 226V227H188ZM94 227V226H93ZM171 228V227H170ZM185 228V227H184ZM183 228V229H184ZM255 228V227H254ZM123 229V228H122ZM174 229H176V228H174ZM259 229H260V227H259ZM124 230V229H123ZM132 230V229H131ZM171 230V229H170ZM141 231V229H137V230H134V232H133V234H134V236H136L139 232ZM179 231V230H178ZM170 232V231H169ZM181 232H183V231H181ZM125 234V233H124ZM131 235H132V233H130ZM168 234H170L171 235V233H168ZM120 235V234H119ZM126 235V234H125ZM182 235H183V233H182ZM92 236V235H91ZM121 236V235H120ZM123 236V235H122ZM126 236H128V235H126ZM108 237H110V236H108ZM115 237V236H114ZM123 237H125V236H123ZM91 238H93V237H91ZM110 238H112V237H110ZM126 238V237H125ZM164 238V237H163ZM179 238H180V236H179ZM146 239V238H145ZM242 240H243V238H241ZM241 239H238V240H241ZM121 240V239H120ZM164 240V239H163ZM165 240H166V238H165ZM176 241H177V239H175ZM117 241V240H116ZM148 241V240H147ZM158 241V240H157ZM174 241V240H173ZM173 241H172V243H173ZM251 241V240H250ZM118 242V241H117ZM128 242V241H127ZM132 242V241H131ZM240 242V244H241V241H239ZM91 243V242H90ZM162 243V245H164V246H167V245H165V244H163L164 242H158V244H161ZM166 243V242H165ZM168 243V242H167ZM170 243V242H169ZM175 243V242H174ZM178 244V241L176 242V245ZM237 244H239L238 242H237ZM116 245H117V247H119V245H121L120 243H116ZM236 245V244H235ZM235 245H234V249L236 248L235 247ZM242 245V244H241ZM125 246V245H124ZM123 246V247H124ZM158 246H160V245H158ZM169 246V245H168ZM167 246V247H168ZM172 246V245H171ZM171 246H169V247H171ZM179 246V245H178ZM240 246V245H239ZM122 247V246H121ZM122 247V248H123ZM128 247V246H127ZM160 247H162L163 249H164V247L163 246H160ZM159 247V248H160ZM167 247H165V249H167ZM174 247V246H173ZM231 248L233 247V246H230ZM120 248V247H119ZM130 248V247H129ZM146 248V247H145ZM144 248V249H145ZM175 248V247H174ZM121 249V248H120ZM132 249V248H131ZM134 249V248H133ZM177 249V248H176ZM102 250H104V249H102ZM126 250V249H125ZM138 250H140V249H138ZM146 250V249H145ZM149 250V249H148ZM230 250V249H229ZM229 250L228 251H226V252H229ZM236 250V249H235ZM237 250H238V248H237ZM91 251V250H90ZM116 251H118V250H116ZM164 251V250H163ZM122 252H124V251H122ZM121 252V253H122ZM152 252V251H151ZM155 252V251H154ZM159 252H161V251H159ZM235 253V251L234 250H232V253ZM94 254H95V252H93ZM116 253V252H115ZM120 253V254H121ZM128 253H130V252H128ZM132 254H133V252H131ZM137 253V252H136ZM140 253H141V251H140ZM233 253V254H234ZM254 253H256V252H254ZM119 254V255H120ZM131 254V255H132ZM139 254V253H138ZM156 254H157V252H156ZM221 254V253H220ZM226 254V253H225ZM236 254V253H235ZM235 254H234V256H235ZM123 255V254H122ZM129 255V254H128ZM130 255V256H131ZM137 255V254H136ZM141 255V254H140ZM155 255V254H154ZM219 255V254H218ZM226 255H228V253L226 254ZM121 256V255H120ZM148 256V255H147ZM170 256H171V254H170ZM174 256V255H173ZM231 256L232 255H230V258H231ZM126 257V256H125ZM124 257V258H125ZM131 257H133V256H131ZM138 258H139V256H137ZM141 257V256H140ZM174 257H176V256H174ZM201 257V256H200ZM206 256H204V258H205ZM208 257V256H207ZM206 257V258H207ZM210 257H213V255L212 256H210ZM217 257V256H216ZM225 257H227V256H225ZM233 257V256H232ZM254 257V256H253ZM136 258V257H135ZM135 258H132L133 260L135 259ZM142 258V257H141ZM149 258V257H148ZM184 258V257H183ZM199 258V257H198ZM197 258V259H198ZM95 259H97V258H95ZM143 259V258H142ZM185 259V258H184ZM194 259V258H193ZM208 259H210V258H208ZM212 259V258H211ZM214 259H215V257H214ZM213 259V260H214ZM228 259V258H227ZM195 260V259H194ZM210 261L209 263H211V262H214V261ZM231 260V259H230ZM233 260V259H232ZM254 260V259H253ZM261 260V259H260ZM98 261V260H97ZM136 261H137V259H136ZM181 261V260H180ZM190 261H191V259H190ZM196 261V260H195ZM227 261V260H226ZM229 261V260H228ZM227 261V262H228ZM193 263H194V261H192ZM198 262H200L201 263V261L199 260ZM206 262H208L207 260H206ZM205 262V259H204V263H206ZM227 262H226V264H227ZM233 262H234V260H233ZM246 262V261H245ZM99 263V262H98ZM193 263H191V264H193ZM197 262H195L194 264H196ZM199 263V264H200ZM202 263H203V261H202ZM201 263V264H202ZM203 263V264H204ZM209 263H207V264H209ZM231 263H232V261H231ZM230 263V264H231ZM101 264V263H100ZM154 264V263H153ZM176 264V263H175ZM229 264V263H228Z\"/></svg>", "mask_w": 264, "mask_h": 264}]
</instances>
